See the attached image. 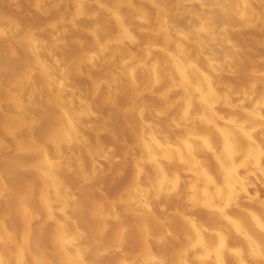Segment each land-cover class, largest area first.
I'll use <instances>...</instances> for the list:
<instances>
[{"label": "clouds", "instance_id": "obj_1", "mask_svg": "<svg viewBox=\"0 0 264 264\" xmlns=\"http://www.w3.org/2000/svg\"><path fill=\"white\" fill-rule=\"evenodd\" d=\"M0 264H264V0H0Z\"/></svg>", "mask_w": 264, "mask_h": 264}]
</instances>
